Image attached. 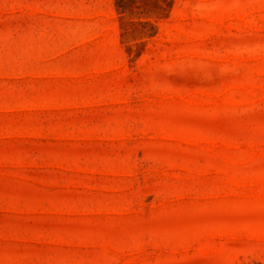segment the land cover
Instances as JSON below:
<instances>
[{
    "label": "rangeland",
    "instance_id": "374dc122",
    "mask_svg": "<svg viewBox=\"0 0 264 264\" xmlns=\"http://www.w3.org/2000/svg\"><path fill=\"white\" fill-rule=\"evenodd\" d=\"M0 0V264H264V0Z\"/></svg>",
    "mask_w": 264,
    "mask_h": 264
},
{
    "label": "trees",
    "instance_id": "16d2710c",
    "mask_svg": "<svg viewBox=\"0 0 264 264\" xmlns=\"http://www.w3.org/2000/svg\"><path fill=\"white\" fill-rule=\"evenodd\" d=\"M118 1H120V0H115V2H116V9H117L119 12H122L123 9H124V6H122V4H120ZM153 1H156V0H153Z\"/></svg>",
    "mask_w": 264,
    "mask_h": 264
}]
</instances>
